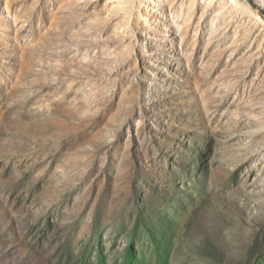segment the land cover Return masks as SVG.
<instances>
[{"label": "rangeland", "instance_id": "obj_1", "mask_svg": "<svg viewBox=\"0 0 264 264\" xmlns=\"http://www.w3.org/2000/svg\"><path fill=\"white\" fill-rule=\"evenodd\" d=\"M0 264H264V0H0Z\"/></svg>", "mask_w": 264, "mask_h": 264}]
</instances>
